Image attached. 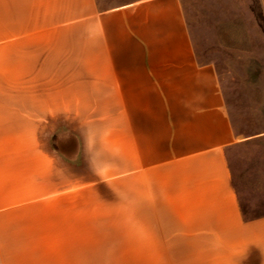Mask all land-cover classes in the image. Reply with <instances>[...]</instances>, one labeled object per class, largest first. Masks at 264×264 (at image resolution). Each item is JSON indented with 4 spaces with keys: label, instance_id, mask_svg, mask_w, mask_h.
Instances as JSON below:
<instances>
[{
    "label": "rangeland",
    "instance_id": "obj_1",
    "mask_svg": "<svg viewBox=\"0 0 264 264\" xmlns=\"http://www.w3.org/2000/svg\"><path fill=\"white\" fill-rule=\"evenodd\" d=\"M181 1L234 127L227 156L240 206L264 213V0ZM35 6L0 0V264H212L180 257L145 229L141 206L128 204L121 135L106 133L104 98L89 99L86 73L52 71L56 55L69 59L53 49L54 27L37 25ZM60 127L80 132L81 163L56 149Z\"/></svg>",
    "mask_w": 264,
    "mask_h": 264
},
{
    "label": "crops",
    "instance_id": "obj_2",
    "mask_svg": "<svg viewBox=\"0 0 264 264\" xmlns=\"http://www.w3.org/2000/svg\"><path fill=\"white\" fill-rule=\"evenodd\" d=\"M34 3L37 25L54 27L53 49L69 59L56 55L52 71L86 73L89 99L104 98L106 133L121 135L128 204L141 206L145 229L180 257L264 264V213L240 206L227 156L236 134L215 68L196 56L182 1ZM59 38L70 43L57 46ZM59 132L56 149L81 163L80 132Z\"/></svg>",
    "mask_w": 264,
    "mask_h": 264
}]
</instances>
